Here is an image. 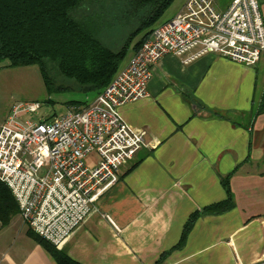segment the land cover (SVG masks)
Returning a JSON list of instances; mask_svg holds the SVG:
<instances>
[{
    "label": "crops",
    "instance_id": "0c3cea01",
    "mask_svg": "<svg viewBox=\"0 0 264 264\" xmlns=\"http://www.w3.org/2000/svg\"><path fill=\"white\" fill-rule=\"evenodd\" d=\"M187 1L166 21L182 12ZM218 1L224 6L232 2ZM258 2L264 22V0ZM152 70L148 98L121 109L125 122L146 131L141 156L58 249L78 264H158L168 252L161 264H260L264 56L253 67L215 54L190 65L166 56ZM184 96L224 113L227 120L200 111L192 118ZM239 165L230 182L235 208L202 215L184 247L175 249L194 212L227 199L218 174L229 175ZM29 232L20 213L6 226L0 221V264H57Z\"/></svg>",
    "mask_w": 264,
    "mask_h": 264
},
{
    "label": "built area",
    "instance_id": "2783aa9c",
    "mask_svg": "<svg viewBox=\"0 0 264 264\" xmlns=\"http://www.w3.org/2000/svg\"><path fill=\"white\" fill-rule=\"evenodd\" d=\"M215 54L253 67L264 56L258 0H188L184 11L155 27L112 82L86 107L28 120L43 108L18 101L0 127V182L11 191L29 231L62 247L122 171L145 147L144 128L121 109L149 96L153 66L166 56L190 65Z\"/></svg>",
    "mask_w": 264,
    "mask_h": 264
},
{
    "label": "trees",
    "instance_id": "16d2710c",
    "mask_svg": "<svg viewBox=\"0 0 264 264\" xmlns=\"http://www.w3.org/2000/svg\"><path fill=\"white\" fill-rule=\"evenodd\" d=\"M175 1L0 0V67L5 64L8 68L37 66L49 95L97 96L118 74L128 54L139 50ZM184 99L193 108L192 118L200 111L209 118L227 120V115L206 108L192 96H184ZM70 105L86 103L74 101L67 104ZM239 168L240 165L226 176L218 174L227 199L194 212L175 249L184 247L202 215L219 216L235 208L230 182ZM18 213L19 207L11 191L0 182L2 225L6 226ZM29 235L57 264H78L66 251L53 247L32 232ZM169 254H164L158 264Z\"/></svg>",
    "mask_w": 264,
    "mask_h": 264
},
{
    "label": "rangeland",
    "instance_id": "374dc122",
    "mask_svg": "<svg viewBox=\"0 0 264 264\" xmlns=\"http://www.w3.org/2000/svg\"><path fill=\"white\" fill-rule=\"evenodd\" d=\"M182 1L176 0L155 27L166 23L167 17L173 10L176 11L180 8ZM140 39L141 36L136 39L135 43ZM134 52L128 54L124 64L131 59V53ZM124 64L122 67H124ZM7 65L0 67V127L12 105L18 101H35L42 104L43 108L37 114L25 117L28 120L38 121L42 118L52 117L54 114L61 115L70 102H84L86 105H81L80 107H86L93 103L96 97L93 94L79 95L72 93L49 95L37 66L8 68ZM260 264H264V260Z\"/></svg>",
    "mask_w": 264,
    "mask_h": 264
}]
</instances>
